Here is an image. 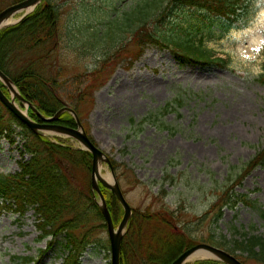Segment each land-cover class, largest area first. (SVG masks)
Segmentation results:
<instances>
[{"label": "rangeland", "instance_id": "374dc122", "mask_svg": "<svg viewBox=\"0 0 264 264\" xmlns=\"http://www.w3.org/2000/svg\"><path fill=\"white\" fill-rule=\"evenodd\" d=\"M54 1L63 10L62 43L52 55L56 65H61L59 79L69 82L78 74L102 70L105 83L95 93V105L89 106L81 123L116 166V176L131 207L142 211L149 205L155 210L162 206L181 209L185 211L181 221L188 222L202 217L222 191L230 188L232 199L233 194L246 195L254 207L241 201L236 207L226 206L223 218L216 223L212 214L197 236L228 243L245 231L264 235V167L244 174L245 166L264 143V85L257 81L264 65V0H248L250 21L246 29L214 38H208L206 32L200 42L191 36L215 59H224L226 67L183 63L174 48L144 44L139 49L128 30L118 31L116 40L108 41L110 24L148 0ZM172 12L174 22L181 25L177 29L187 37L188 32L201 28L192 19L194 13L184 8ZM22 15L15 16L12 23ZM96 32L101 40L94 49L88 46L84 54L81 42ZM69 90L68 84L63 86L64 93ZM167 103H172L174 111L149 118ZM26 141L20 127L0 133V174L22 171L21 163L29 159ZM67 144L80 147L71 138ZM101 166L102 177L113 181L109 166ZM161 187L167 195L159 193ZM115 214H119L117 209L114 220ZM36 219L34 210L17 213L0 198V264L64 263L68 256L65 235L40 242ZM97 230L95 243L84 245L77 264H112L108 231ZM245 264L257 263L247 260Z\"/></svg>", "mask_w": 264, "mask_h": 264}, {"label": "trees", "instance_id": "16d2710c", "mask_svg": "<svg viewBox=\"0 0 264 264\" xmlns=\"http://www.w3.org/2000/svg\"><path fill=\"white\" fill-rule=\"evenodd\" d=\"M19 1L23 0H0V11ZM146 3L126 14L123 19L111 23L108 41H115L118 31L128 30L127 33L135 38L139 49L144 44L174 48L183 63L226 67L224 59H215L202 44L196 45L191 36L199 38L200 42L206 32L208 38H214L231 30L245 29L250 21L248 0H170L169 3L165 0H148ZM181 8L194 13L196 17L192 19H196L197 26H201L193 33L188 32V37L177 29L181 25L175 23L172 17V10ZM62 21V8L54 0H43L20 23L1 30L0 70L16 84L23 98L34 105L40 114L52 117L57 110L69 105L82 121L89 106L94 107L95 93L105 81L102 80V70L87 75L78 74L75 80L72 78L69 82L59 79L61 65H56L57 61L52 55L62 43ZM99 35L100 32L88 35L90 40L81 42L84 54L88 46L94 49L95 43L101 40ZM257 81L264 85V65L263 75ZM66 84L71 90L64 93L63 86ZM75 84L77 87H74ZM0 87L10 97L2 82ZM159 110L160 113L149 118L165 117L174 111L172 103H167ZM29 116L34 121H40L39 116L32 111H29ZM146 120L144 118L143 121ZM58 122L76 127L74 117L69 113H65ZM15 127L22 129V136L27 140L25 148L29 159L21 163V172L6 176L0 174V198L15 207L17 213L26 214L29 209L34 210L40 242L64 234L68 256L63 264H77L84 245L95 243L94 237L100 232L97 229L106 228L98 196L94 195L91 188L92 156L79 147L68 145L67 139L35 135L0 103V133L13 132ZM261 148L245 166L244 174H249L259 166L264 167V143ZM100 188L112 215L114 209L119 213L115 214V225H118L124 210L111 191L102 186ZM159 193L167 195V190L161 187ZM233 195L234 199L230 188L222 191L218 201L202 217L188 222L181 221L182 213L185 212L181 209L175 211L162 206L155 210L152 205L147 206V211L134 209L128 231L122 240L121 264H171L184 251L203 242L226 249L244 264L247 260L264 264V235H252L245 231L241 238L236 236L224 243L199 238L196 234L212 214L218 223L224 216L226 206L233 208L241 201L254 207L246 195ZM261 217L264 220L263 211ZM23 261L30 262L31 259L24 258ZM193 264L221 263L204 260Z\"/></svg>", "mask_w": 264, "mask_h": 264}, {"label": "water", "instance_id": "95a60500", "mask_svg": "<svg viewBox=\"0 0 264 264\" xmlns=\"http://www.w3.org/2000/svg\"><path fill=\"white\" fill-rule=\"evenodd\" d=\"M43 0H23L17 4L10 5L0 12V30L10 27V25H14L19 23L23 18L31 14L37 7L41 4ZM20 20L12 23V19L20 15ZM0 82H2L8 89L11 97L5 95L3 90L0 87V103L5 106L8 111L12 114V116L16 117L24 126L28 127L32 133L35 135H52L56 137H65L71 138L76 141L82 149L87 151L91 156H93L92 160V182L91 188L93 189L94 195L99 196V209H101L104 220L106 221L107 231L109 232V241L111 242V252H112V264H120V255H121V246L122 239L127 232V226L131 221V217L133 215V208L125 198L122 188L119 185V181L117 176H115V172L112 169V177L113 181L109 182L104 177H102L101 169L102 163H106L111 166L110 159L105 155L103 151L98 148L91 138L86 134L83 124H81L79 115L75 113V111L71 107H64L57 111L54 117H44L37 108L32 105L29 101L23 98L18 91L16 84L10 80V78L4 74L2 70H0ZM16 100H18L22 105L26 107L23 111L20 106H18ZM31 109L34 114H37L40 117L42 122H35L29 115L28 110ZM70 113L75 118V124L77 127L65 126L57 123L60 117L64 113ZM112 168V166H111ZM100 184L110 190L115 198H117L118 203L124 210L123 220L121 223L115 227L114 220L112 218V213L110 209H108L106 198H104L102 189L100 188ZM205 253L207 257L206 259L218 260L224 264H243L237 257H234L228 251L223 250L216 246H211L208 244H198L192 246L191 249L184 251L182 255L175 259L171 264H186L190 261V258L193 257L196 253Z\"/></svg>", "mask_w": 264, "mask_h": 264}, {"label": "bare ground", "instance_id": "6f19581e", "mask_svg": "<svg viewBox=\"0 0 264 264\" xmlns=\"http://www.w3.org/2000/svg\"><path fill=\"white\" fill-rule=\"evenodd\" d=\"M102 173V172H101ZM109 182H112L111 179H108ZM207 257L205 253H196L193 255V257L190 258V261H192L193 259H203Z\"/></svg>", "mask_w": 264, "mask_h": 264}]
</instances>
